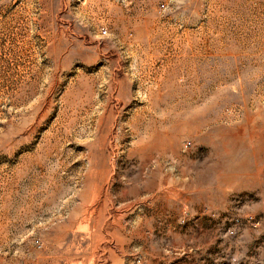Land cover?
<instances>
[{"label":"rangeland","instance_id":"rangeland-1","mask_svg":"<svg viewBox=\"0 0 264 264\" xmlns=\"http://www.w3.org/2000/svg\"><path fill=\"white\" fill-rule=\"evenodd\" d=\"M0 264H264V0H0Z\"/></svg>","mask_w":264,"mask_h":264},{"label":"built area","instance_id":"built-area-1","mask_svg":"<svg viewBox=\"0 0 264 264\" xmlns=\"http://www.w3.org/2000/svg\"><path fill=\"white\" fill-rule=\"evenodd\" d=\"M106 33H107V31L104 30V34H106ZM184 146H185V148H189V146H191V144H190V142H185Z\"/></svg>","mask_w":264,"mask_h":264}]
</instances>
